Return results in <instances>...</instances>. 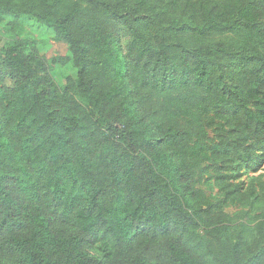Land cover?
Listing matches in <instances>:
<instances>
[{
  "label": "trees",
  "instance_id": "1",
  "mask_svg": "<svg viewBox=\"0 0 264 264\" xmlns=\"http://www.w3.org/2000/svg\"><path fill=\"white\" fill-rule=\"evenodd\" d=\"M3 24L0 264H264V0H0Z\"/></svg>",
  "mask_w": 264,
  "mask_h": 264
},
{
  "label": "rangeland",
  "instance_id": "2",
  "mask_svg": "<svg viewBox=\"0 0 264 264\" xmlns=\"http://www.w3.org/2000/svg\"><path fill=\"white\" fill-rule=\"evenodd\" d=\"M0 28H4V24ZM23 34L24 37H30L37 42L41 55L48 61L56 57L70 55L67 46L58 41L50 29L38 25L34 20L26 22ZM0 35L5 39L8 38L3 30L0 32ZM51 73L55 81L62 86L67 77L76 75V69H74L72 63H68L67 65L54 64L52 65ZM262 173H264V165L258 169L257 173L250 172V174L243 178V181L246 182L250 176H257ZM230 212H233V210H230Z\"/></svg>",
  "mask_w": 264,
  "mask_h": 264
}]
</instances>
